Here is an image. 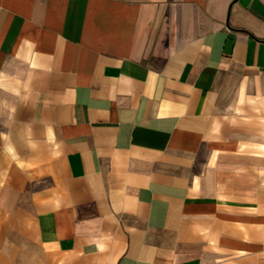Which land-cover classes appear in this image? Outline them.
Segmentation results:
<instances>
[{"label": "crops", "instance_id": "crops-1", "mask_svg": "<svg viewBox=\"0 0 264 264\" xmlns=\"http://www.w3.org/2000/svg\"><path fill=\"white\" fill-rule=\"evenodd\" d=\"M264 0H0V264H263Z\"/></svg>", "mask_w": 264, "mask_h": 264}, {"label": "rangeland", "instance_id": "rangeland-1", "mask_svg": "<svg viewBox=\"0 0 264 264\" xmlns=\"http://www.w3.org/2000/svg\"><path fill=\"white\" fill-rule=\"evenodd\" d=\"M264 264V263H263Z\"/></svg>", "mask_w": 264, "mask_h": 264}]
</instances>
